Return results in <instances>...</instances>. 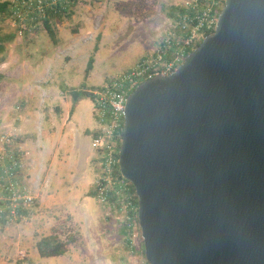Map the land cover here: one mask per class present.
<instances>
[{"label":"water","instance_id":"95a60500","mask_svg":"<svg viewBox=\"0 0 264 264\" xmlns=\"http://www.w3.org/2000/svg\"><path fill=\"white\" fill-rule=\"evenodd\" d=\"M118 152L148 264H264V0H224L126 98Z\"/></svg>","mask_w":264,"mask_h":264},{"label":"rangeland","instance_id":"374dc122","mask_svg":"<svg viewBox=\"0 0 264 264\" xmlns=\"http://www.w3.org/2000/svg\"><path fill=\"white\" fill-rule=\"evenodd\" d=\"M223 3L224 0L219 12ZM193 4L194 0H77L69 18L51 21L54 40L43 25L18 35L9 18L0 20L1 34L15 33L14 40L5 44V52L0 55V136L10 134L15 145L21 97L30 91L34 93L32 97H59L50 104H59L64 115L71 108L81 115L71 120L75 128L70 134L75 139L69 154H65L64 167L71 174L63 179L65 186L74 188L73 196L80 205L66 212L64 219L51 229L70 253L82 259L79 264L147 262L141 250L143 242L136 217L128 230L122 206L120 209L115 202L104 204L96 197L85 196L95 176L96 181L100 177L98 155L90 137H83V130L90 129L95 120L90 113V100L83 98L76 106L69 91L83 86L100 88L133 69L142 59L152 60L159 51L164 53L165 60L172 58L174 45L194 29L183 21L178 9L187 11ZM162 7L166 11L177 7L176 18H167ZM202 9L198 6L194 14ZM197 35L199 43L206 36L202 32ZM90 57L92 70L85 77ZM60 97H65L67 103L60 101ZM44 111L47 115L46 108ZM55 114L61 117L58 112ZM70 128L69 124L67 130ZM29 222L27 218L19 224L11 223L9 230L14 233V227L19 225L23 233ZM38 237L34 234V238ZM21 255L27 264H35L28 261L25 253Z\"/></svg>","mask_w":264,"mask_h":264},{"label":"built area","instance_id":"2783aa9c","mask_svg":"<svg viewBox=\"0 0 264 264\" xmlns=\"http://www.w3.org/2000/svg\"><path fill=\"white\" fill-rule=\"evenodd\" d=\"M8 3L9 20L16 28L18 35L43 25L48 12L72 10L77 0H4ZM223 0H194L182 14L183 21L194 27L181 43H176L173 56L164 59V53L159 51L150 60L144 58L128 72H125L106 85L91 90L93 117L97 125L91 138L92 146L98 154L100 177L96 181V199L106 203L108 194H112L115 206L124 208V220L128 230L132 229L133 217L137 220V204L131 193L130 182L122 176L113 174L118 164L116 158L121 142L123 129V110L128 95L143 81L155 75H168L177 69L184 56L199 43L198 32H213ZM198 6L203 9L194 14ZM188 13V14H187ZM170 44V42H168ZM119 152V151H118ZM23 153L13 143L10 134L0 136V221L11 224L27 220V215L33 206L34 198L22 180ZM114 202L112 204H114ZM111 204V205H112ZM19 264H27L25 257L20 255Z\"/></svg>","mask_w":264,"mask_h":264},{"label":"crops","instance_id":"0c3cea01","mask_svg":"<svg viewBox=\"0 0 264 264\" xmlns=\"http://www.w3.org/2000/svg\"><path fill=\"white\" fill-rule=\"evenodd\" d=\"M87 88L90 92L95 87L87 86ZM33 94L30 91L24 95L25 97H21L19 127L14 130V134L17 138L15 146L23 153L22 180L33 196L34 203L28 211L27 217L30 222L27 226L29 227L24 226L26 231L24 230L23 233L19 231V225L14 227L13 233L9 230L10 224L0 221V264H16L19 255L23 253L29 257L28 261L35 264H79L82 259L79 260L78 256L68 250L62 256L40 258L35 245L41 237L53 233L51 229L56 222L64 219L66 212L69 210L72 212L80 205L79 199L73 196L74 188L65 186L63 179L65 175L71 174L64 170L67 163L65 154H69L70 146L75 139L70 134L75 128L71 125V120L81 118V115L73 108H71V113L70 109L64 115L59 104L51 106L52 99L59 97H44L43 99V97H32ZM88 99L91 102L90 113L93 116V103L90 98ZM61 100L67 103L65 97H60ZM78 101L75 102L76 106ZM55 112H58L61 117L57 118ZM69 124L71 128L67 130ZM96 129L97 125L94 122L90 129L83 130V137L89 136L91 139ZM96 179L95 176L91 189ZM29 228L32 230L27 232ZM47 229L50 231L44 233ZM33 231L36 232L34 233L36 237L39 235L38 238H34ZM117 233L120 234V230Z\"/></svg>","mask_w":264,"mask_h":264},{"label":"trees","instance_id":"16d2710c","mask_svg":"<svg viewBox=\"0 0 264 264\" xmlns=\"http://www.w3.org/2000/svg\"><path fill=\"white\" fill-rule=\"evenodd\" d=\"M162 8H163V12L167 18H169V19L176 18L175 11L177 10V7H170V9L167 11H166L165 7H162ZM178 12H180L181 15L186 13V11L184 9H178ZM9 14H10V12H9V8H8V3L4 0H0V20L2 18H8ZM47 14H48L47 15L48 17L43 22V29L49 34V36L52 38V40H54V30L52 28L51 21L69 18L70 15L72 14V11L71 10H69V11L61 10V11H57V12H48ZM210 33H212V32H206L205 35H208ZM14 38H15V33L4 34V35L0 33V55L5 52V49H6L5 44L13 41ZM199 44L200 43H198L196 45V47ZM191 51L192 50H190L188 53H186V55H188ZM92 64H93V58L90 57L88 60V63H87V67L84 71L85 77H87L90 70H92ZM88 89L89 88H86L85 86L80 87L79 89H71L69 91V95H70L72 101L76 102L81 98H90L91 99L92 95L88 91ZM71 112H72V109H71L70 113ZM118 151H117L116 158H118ZM113 174L117 178L121 177V174H120L119 169H118V164L115 166V168L113 170ZM130 187H131V193L134 195L135 200H136L135 203L137 204V198L135 195L134 188L131 184H130ZM87 196L92 197V198H94L96 196V185H94L93 189H91L87 193ZM107 202H108V204H112L114 202V198H113L112 194H110V193L108 194ZM22 212L28 216V213L26 211H22ZM35 247H36L38 256L40 258H50V257L62 256L66 253V250H67L66 244L61 242L60 239L55 235V233H52L51 235L46 236V237H41L36 242ZM141 250H142V253L144 254L143 244L141 246Z\"/></svg>","mask_w":264,"mask_h":264}]
</instances>
